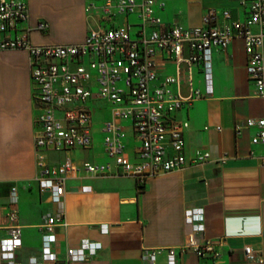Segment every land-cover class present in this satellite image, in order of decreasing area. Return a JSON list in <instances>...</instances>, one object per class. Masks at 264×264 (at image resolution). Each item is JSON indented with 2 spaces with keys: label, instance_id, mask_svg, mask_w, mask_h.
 <instances>
[{
  "label": "crops",
  "instance_id": "obj_1",
  "mask_svg": "<svg viewBox=\"0 0 264 264\" xmlns=\"http://www.w3.org/2000/svg\"><path fill=\"white\" fill-rule=\"evenodd\" d=\"M30 23L38 20L50 25L46 34L33 32L31 41L37 45L77 44L88 32L98 27L96 14L87 13L88 0H26ZM156 15L165 26L181 24L187 28L202 25L208 10L218 13L217 25L227 26L248 17V0H156ZM229 11L231 19L222 13ZM77 29L75 38L68 30ZM254 33L259 28L252 27ZM264 54V45H263ZM184 57L191 55L184 49ZM0 228L19 226L22 247L17 260L29 264L40 260L43 227L57 206L51 193L42 191L37 182L34 141L39 127L36 119L39 108L33 99L28 54L22 50L0 53ZM158 79L180 78L170 89L188 97L199 90L204 97L185 104L172 116L176 122H188L184 131V153L188 160L197 151L209 152L210 159L200 165L188 164L183 170L159 175L140 188L136 180L110 175L101 178L83 171L66 181L65 216L54 228L57 241L53 251L56 264H65L68 249H78L82 242L99 243L96 254L83 262L71 264H148L143 260L145 250H161L154 264H167V250L174 249L177 264H255L246 261L244 249L261 252L264 260V145L252 144L256 128L234 132L237 124L250 118L264 117V96L259 97L247 73V54L244 41L235 39L225 50H212L213 94L206 95L203 66L198 63L178 65L166 55L157 58ZM22 65L19 73L17 63ZM7 68L6 71L2 69ZM191 73L192 83L188 81ZM93 143L90 148L70 152H47L49 164L58 166L69 158L80 166L113 163L104 149L102 126L111 118L109 103L93 99ZM128 157L137 162L139 145L132 124L123 121ZM217 128H221L220 131ZM226 157L225 162L222 159ZM91 186L92 192L82 193L81 187ZM17 188V219L9 221L10 193ZM203 208L205 231L195 236L199 245L214 244L213 253L199 257L189 246L191 229L185 222V211ZM107 228V231H104ZM264 264V262H263Z\"/></svg>",
  "mask_w": 264,
  "mask_h": 264
},
{
  "label": "built area",
  "instance_id": "obj_2",
  "mask_svg": "<svg viewBox=\"0 0 264 264\" xmlns=\"http://www.w3.org/2000/svg\"><path fill=\"white\" fill-rule=\"evenodd\" d=\"M156 0H88L87 13H94L98 27L88 32L77 44L37 45L31 41L33 32L46 34L50 25L38 20L32 26L30 9L26 0H0V53L22 50L28 54L29 74L33 86V99L39 108L36 123L35 164L37 182L42 191L51 193V201L57 212L49 215L43 225L41 258L30 259L29 264H56L57 254L53 246L57 241L54 228L65 216L64 197L66 181L73 175L84 172L95 178L110 175L129 177L139 187L162 174L183 170L188 164L207 162L209 152L197 151L190 160L184 153V131L188 122H176L174 113L185 104L203 98L199 90H191L188 97L175 94L171 85H179L180 78L167 77L163 84L154 86L158 79V56L166 55L192 66H203L206 95L213 94L212 50H225L235 39L244 41L247 54V73L256 87L259 97L264 96V0H248V17L233 21L227 26H218V13L210 9L202 18V25L187 28L181 24L165 26L156 15ZM231 19L229 11L222 13ZM258 27L254 33L252 27ZM136 29L135 37L132 30ZM191 55L184 57V49ZM188 81L192 83L191 73ZM98 98L111 106V118L104 122V149L113 163L78 166L69 158L64 163L49 164L47 152H70L76 148L88 149L93 143V112L90 102ZM129 120L139 145L136 148L137 162L127 154L123 121ZM256 128L252 144L264 145V117L250 118L234 127L240 136L244 130ZM218 131L221 128H217ZM226 157L222 159L225 162ZM264 166V161H263ZM82 193L92 192L91 186L81 187ZM17 188L10 193L9 221L17 219ZM185 222L190 226L189 246L199 257L213 253L214 244L199 245L198 233L205 231L203 208L185 211ZM0 264H22L17 260V251L22 247V230L19 226L6 229L1 236ZM107 231V228H104ZM99 243L85 240L78 249H68L65 264L83 262L96 254ZM161 250H145L143 260L154 264ZM247 262L263 264L261 252L251 247L244 249ZM167 264H177L174 249L167 250Z\"/></svg>",
  "mask_w": 264,
  "mask_h": 264
},
{
  "label": "rangeland",
  "instance_id": "obj_3",
  "mask_svg": "<svg viewBox=\"0 0 264 264\" xmlns=\"http://www.w3.org/2000/svg\"><path fill=\"white\" fill-rule=\"evenodd\" d=\"M136 29L137 28H133V30H132V37H135ZM68 31H69V33L67 34V37L68 38H75L78 35L77 29H75V30L74 29L73 30H70L69 29ZM0 64L2 65L1 57H0ZM16 65H17L16 67H18L17 68V71H19V73H21V71H22V65H21V63L18 62ZM6 69L7 68H4V69H2V71H6ZM3 76H5V75L1 72L0 73V78H2Z\"/></svg>",
  "mask_w": 264,
  "mask_h": 264
}]
</instances>
